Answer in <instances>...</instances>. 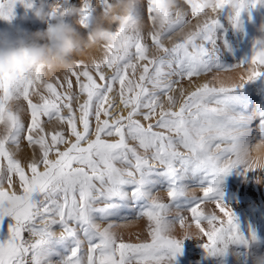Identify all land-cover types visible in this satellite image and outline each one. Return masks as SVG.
<instances>
[{
  "label": "snow or ice",
  "instance_id": "6c2138e0",
  "mask_svg": "<svg viewBox=\"0 0 264 264\" xmlns=\"http://www.w3.org/2000/svg\"><path fill=\"white\" fill-rule=\"evenodd\" d=\"M19 2L33 6L31 0ZM16 3L0 0V18L11 19ZM259 3L221 0L212 17L199 2L188 0L193 17L207 18L186 31L184 11H165L155 6V0H144L139 15L144 25L145 18L151 22L150 28L136 26L137 14L121 19L110 33L119 43L106 42L98 59L77 61L70 73L51 79L35 69L15 83L0 80V221L7 216L15 221L10 239L0 244V264H44L49 239L77 231L82 236L64 264H172L183 240L193 235L206 238L204 248L210 256L223 254L231 244L249 243L224 205L219 186L234 168L248 170L241 151L253 137L228 102L236 88L264 76V45L238 80L217 84L214 78L202 83L193 78L208 73L215 77L213 70L224 68L212 63L220 10L229 7L237 26L241 12ZM109 5V0H82L81 23H90L93 10L98 14ZM166 39L172 40L171 46ZM185 79L194 90L176 88ZM12 97L26 102L23 114L7 109ZM259 135L264 138V120ZM22 139L30 149L24 160L16 155ZM129 140L138 142L142 152ZM176 161L209 177L201 196L175 186ZM156 167L166 168L172 178L170 199L183 195L197 199L190 216L173 213L160 197H150V207L141 215L147 218L150 242H125L113 231L119 224L92 218L91 213L103 207L100 198L117 195L120 185L135 184L136 194L143 195L144 170ZM206 203L226 219L206 213L202 208ZM193 223L195 234L184 231ZM56 224L62 225L60 232L51 230ZM171 225L179 228L181 237L169 234Z\"/></svg>",
  "mask_w": 264,
  "mask_h": 264
},
{
  "label": "rangeland",
  "instance_id": "374dc122",
  "mask_svg": "<svg viewBox=\"0 0 264 264\" xmlns=\"http://www.w3.org/2000/svg\"><path fill=\"white\" fill-rule=\"evenodd\" d=\"M31 2L40 4L41 0H31ZM46 2L51 3L52 0H46ZM79 2L80 0H71L73 4H79ZM109 2L111 4L115 0H109ZM196 2H200V0H196ZM180 3L181 11L185 12V18L189 21L186 31L194 30L197 21L203 23L204 19L207 18L203 15L199 18L193 17L188 0H180ZM155 6L160 8L159 0H155ZM206 11L208 16H216L210 10ZM233 16L234 12L229 7L220 10L217 17L220 27L216 28L213 34L215 59L212 63L219 64L224 68L214 69L215 77H213V73H208L199 78H193L196 83H202L213 78L217 84L220 82L229 84L233 80H238L239 76L246 72L247 64L251 61L255 51L264 45V0H261V3L255 8L249 6L242 11L237 26L233 24ZM127 19L128 17L123 18L125 21ZM145 25V30L151 26V22L147 21L146 18ZM46 27V24L35 18L34 10L26 8L19 0L15 4L11 19L0 18V31H6L12 35L17 34L20 30L35 32ZM115 27L114 24L113 30ZM174 39H176L175 36ZM113 41H115L113 42L114 46L119 43L114 37ZM149 43H151L150 40ZM165 43L171 46L172 40L166 39ZM101 56L100 50H93L90 54L79 57L78 61L90 62ZM237 65L241 67H234ZM181 87L186 91L194 90V87L189 86L187 79L176 85L177 89ZM33 100L35 102V98ZM20 103L22 108L26 107V102L21 100ZM228 107L233 115L250 129V135L253 137L251 143L258 142L261 139L259 125L264 120V76L246 82L242 88H236L228 102ZM44 119L47 120L46 117ZM94 123L93 121V126ZM152 123H155V120ZM155 130L163 131L161 129ZM102 138L110 142L118 139V137ZM128 143L131 147H137V150L142 152V149L138 148V142L129 140ZM29 151L27 142L22 139L20 151L16 153L17 158L24 160ZM3 163L6 164V161ZM175 166L179 169L175 186L185 193H189L190 196H201V190L207 187L210 182L206 173L195 171L191 166L183 165L180 161H176ZM144 171L147 174L144 176V183L141 188L143 195L136 194L137 186L135 184L120 185L117 195L107 199L101 197L98 202L103 207L91 213L96 222L107 221L119 224L120 227L117 230L125 242H150L151 238L147 235V218L141 216L150 207V197L159 196L171 212H180L189 216L188 211L197 203L196 198L187 195L172 199L167 196L168 191L173 187V182L167 174L166 168L156 167ZM219 192L222 194L224 205L234 214L240 233L248 239L249 243L247 245L231 244L223 254L210 256L204 248L206 238L203 240L193 235V237L183 240L181 253L173 259L172 264H254L256 257L264 256V171H250L246 170L244 166H238L224 177L219 186ZM202 208L206 213L215 212L222 219H226L212 203H206L202 205ZM203 226L207 227L206 222ZM51 230L60 232L62 225H53ZM191 232L193 234L197 232L194 223ZM81 234L77 231L74 236L51 237L48 243L44 245L46 250L44 264H64V261L77 246ZM28 235L25 233L24 238L28 239ZM176 235L177 237L182 236L179 228ZM253 235L255 236L254 240L251 239ZM10 236L9 230L2 233L0 238L8 239ZM6 242L1 241L0 244ZM87 249L88 244L85 240L82 248V254L85 257ZM28 259H30V255Z\"/></svg>",
  "mask_w": 264,
  "mask_h": 264
},
{
  "label": "clouds",
  "instance_id": "9594fccd",
  "mask_svg": "<svg viewBox=\"0 0 264 264\" xmlns=\"http://www.w3.org/2000/svg\"><path fill=\"white\" fill-rule=\"evenodd\" d=\"M82 0L79 4L71 0H52L33 4L37 20L47 25L45 29L30 32L20 30L12 35L0 31V80L15 83L25 73L39 69L44 78L70 73L79 57L100 50L106 42L113 41L110 35L114 24L124 17L137 14L136 26L143 30L145 25L139 9L144 0H115L107 8L101 7L90 23L82 24ZM202 7L214 11L221 7V0H200ZM159 7L165 11H181L180 0H159ZM83 62V60H79ZM9 111L23 112L20 99L12 97L6 104ZM243 164L250 171H264V138L255 144L249 142L241 151ZM159 197V196H158ZM116 235L119 231L113 230ZM178 228L170 226V235H176ZM191 232V227L184 229ZM192 233V232H191ZM254 264H264V256H258Z\"/></svg>",
  "mask_w": 264,
  "mask_h": 264
},
{
  "label": "crops",
  "instance_id": "0c3cea01",
  "mask_svg": "<svg viewBox=\"0 0 264 264\" xmlns=\"http://www.w3.org/2000/svg\"><path fill=\"white\" fill-rule=\"evenodd\" d=\"M15 224L14 219L11 216L8 217H4L2 221H0V235L6 231H9L10 228ZM11 237V236H10ZM10 237L8 239H1L0 238V242L1 241H8L10 239Z\"/></svg>",
  "mask_w": 264,
  "mask_h": 264
},
{
  "label": "bare ground",
  "instance_id": "6f19581e",
  "mask_svg": "<svg viewBox=\"0 0 264 264\" xmlns=\"http://www.w3.org/2000/svg\"><path fill=\"white\" fill-rule=\"evenodd\" d=\"M25 105V104H24ZM20 154V153H19ZM17 190H19V189H17ZM103 199V198H102ZM118 201V200H117ZM108 210V209H107ZM57 225V224H56ZM122 233V232H121ZM82 235V234H81Z\"/></svg>",
  "mask_w": 264,
  "mask_h": 264
}]
</instances>
